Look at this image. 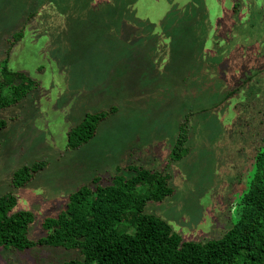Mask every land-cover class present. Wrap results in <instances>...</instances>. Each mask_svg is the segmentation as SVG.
<instances>
[{"label":"rangeland","instance_id":"1","mask_svg":"<svg viewBox=\"0 0 264 264\" xmlns=\"http://www.w3.org/2000/svg\"><path fill=\"white\" fill-rule=\"evenodd\" d=\"M19 30L7 66L36 87L0 109V195L12 192L14 210L33 213L30 239L45 236L44 220L93 177L110 184L139 169L170 174L173 192L144 211L183 240L217 238L233 225L232 204L254 170L264 73L220 102L264 67V0H0V59ZM111 106L91 139L66 147L69 128ZM189 112L188 153L170 162ZM38 160L46 166L13 187L12 174ZM72 258H84L79 247L0 246V264Z\"/></svg>","mask_w":264,"mask_h":264},{"label":"trees","instance_id":"2","mask_svg":"<svg viewBox=\"0 0 264 264\" xmlns=\"http://www.w3.org/2000/svg\"><path fill=\"white\" fill-rule=\"evenodd\" d=\"M33 15L30 13L28 18ZM22 36L23 30L12 35L6 56L0 59V109L16 104L36 87L31 76L7 66L8 54ZM259 73H264V67L231 87L220 103L239 92ZM114 111L115 107L111 106L87 112L67 131L66 147L75 149L86 143L95 135L97 125ZM193 113L186 114L180 123L170 162L188 153V121ZM261 113L264 115V107ZM259 124L254 170L232 204L233 225L220 237L183 240L164 218L145 212L149 200L161 201L173 188L168 183L170 174L166 168L139 169L129 178L115 176L110 184H100L99 177H93L90 183L69 195L57 216L44 220L47 233L37 239L27 236L33 213L14 210L17 197L12 192L1 194L0 246L24 249L47 244L81 249L82 260L72 258L60 264H264V118L259 119ZM6 125L7 120L0 118V130ZM46 163L38 160L17 169L11 176V185H25ZM238 180L242 182L241 177ZM140 186L142 191L137 190Z\"/></svg>","mask_w":264,"mask_h":264},{"label":"crops","instance_id":"3","mask_svg":"<svg viewBox=\"0 0 264 264\" xmlns=\"http://www.w3.org/2000/svg\"><path fill=\"white\" fill-rule=\"evenodd\" d=\"M29 22H30V21H29ZM22 38H23V37H22ZM22 38H21V39H22Z\"/></svg>","mask_w":264,"mask_h":264}]
</instances>
